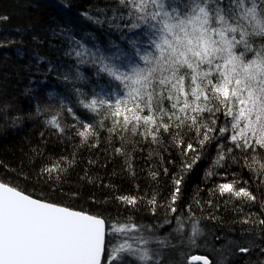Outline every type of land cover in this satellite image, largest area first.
<instances>
[{
    "label": "snow or ice",
    "instance_id": "6c2138e0",
    "mask_svg": "<svg viewBox=\"0 0 264 264\" xmlns=\"http://www.w3.org/2000/svg\"><path fill=\"white\" fill-rule=\"evenodd\" d=\"M118 4L120 15L108 23L121 31L127 51L117 48L105 57L69 37L78 47L66 54L74 55L77 63L94 65L97 75L107 76L113 88H101L81 101L83 107L104 112V118L112 121V133L131 132L154 144L170 138L185 156L197 152V144L203 149L217 139H226L243 152L264 150V0H118ZM60 34L67 35L63 30ZM48 123L63 131L57 116ZM92 129L85 124L78 134L87 139L94 135ZM220 148L216 165L226 155ZM245 161L246 167L256 171L247 156ZM253 163H260L259 172L264 175V163L254 158ZM185 167L190 169L192 164ZM58 168L54 165L44 171L51 174ZM175 183L173 202L180 180ZM218 188L221 195L256 199L245 188L236 191L234 184ZM120 199L136 203L132 197ZM150 203L155 205V198ZM240 223L264 229V218L255 214ZM173 231H184L179 218ZM201 235L194 222L189 242L196 246ZM241 237L214 236L220 247L213 243L210 255H192L187 264H230V257H250L254 251L264 255V247L254 239L243 238L244 233ZM153 242L156 247H149ZM175 251L167 237L155 236L150 227L106 226L100 216L36 198L0 180V264H129V257L138 264H165L167 254ZM179 255V260L168 259V264H184V253ZM247 264H264V259Z\"/></svg>",
    "mask_w": 264,
    "mask_h": 264
},
{
    "label": "trees",
    "instance_id": "16d2710c",
    "mask_svg": "<svg viewBox=\"0 0 264 264\" xmlns=\"http://www.w3.org/2000/svg\"><path fill=\"white\" fill-rule=\"evenodd\" d=\"M121 10L118 0H0V180L36 198L100 216L107 226L150 227L155 236L167 237L176 246L165 264L168 259L179 260L181 252L184 264L193 254L210 255L213 243L220 247L213 239L217 235L242 238L244 233L243 238L264 247V229L240 223L253 214L264 218V175L260 163H253V158L264 163V150L243 152L232 146L228 153L231 147L217 139L203 149L197 144V152L185 156L170 138L154 144L131 132L112 133V121L104 118V112L79 107V100L110 85L94 65L77 63L74 55L66 54L78 47L69 37L86 48L108 45L122 34L108 23ZM96 19L101 22H93ZM49 93L71 109L72 117L60 126L63 131L43 122L47 119L40 114L48 113L36 105L38 95ZM223 121L221 115V125ZM85 124L94 132L87 139L78 134ZM220 146L226 155L216 165ZM245 156L256 171L245 166ZM54 165H59L57 171H44ZM177 179L179 193L173 202ZM224 183L234 184L236 191L245 188L255 201L227 192L221 195L218 186ZM120 197L135 198L136 203ZM153 198L155 205L150 203ZM177 218L184 224L182 233L173 231ZM194 222L203 232L196 246L189 242ZM149 247H156L155 242ZM211 255L219 259L218 254ZM260 259L264 255L257 251L250 257L229 258L230 264ZM129 264L138 262L129 257Z\"/></svg>",
    "mask_w": 264,
    "mask_h": 264
},
{
    "label": "rangeland",
    "instance_id": "374dc122",
    "mask_svg": "<svg viewBox=\"0 0 264 264\" xmlns=\"http://www.w3.org/2000/svg\"><path fill=\"white\" fill-rule=\"evenodd\" d=\"M122 35V34H121ZM121 35L116 37V39H114L112 42L110 41V43L108 45H94V46H88L86 49L91 50L93 52H96L97 50H99V53L105 57L111 56L114 52H116L117 48L123 49L124 51L128 50V45H127V41L121 39ZM108 40V39H107ZM91 47V48H90ZM106 77V84L109 83V78L107 76ZM110 88H106L105 86H103L102 88L108 90V91H112V85L109 83ZM101 90V88L97 89L94 91L93 94H90V97H92V95L99 93ZM51 94V93H49ZM38 101L36 103V105L39 104V106L41 105L44 109H46L45 111H47L48 116L46 114H44L43 112L40 114L41 116L45 117L47 120H43V122H45L46 124H48V121L51 119L52 116H57L58 117V121L60 126H62V124L64 122H68L69 116L72 117V115L70 114V112L68 111L69 106H63L60 105L61 102L58 100H55L52 95L48 94H42V95H38L37 96ZM88 99V98H87ZM78 105L79 107L85 108L83 107L82 103L80 102V100L78 101ZM36 110V109H35ZM91 113H94L92 111H90ZM39 114V112H36ZM103 118V117H102ZM221 140V144L225 145L227 144L228 146H230L232 148L233 144L226 140V139H220ZM107 226V225H106ZM112 226V225H110Z\"/></svg>",
    "mask_w": 264,
    "mask_h": 264
},
{
    "label": "water",
    "instance_id": "95a60500",
    "mask_svg": "<svg viewBox=\"0 0 264 264\" xmlns=\"http://www.w3.org/2000/svg\"><path fill=\"white\" fill-rule=\"evenodd\" d=\"M74 210H75V209H74ZM193 255H203V254H193ZM191 256H192V255H191ZM191 256H190V257H191ZM198 263H199V262H198Z\"/></svg>",
    "mask_w": 264,
    "mask_h": 264
}]
</instances>
